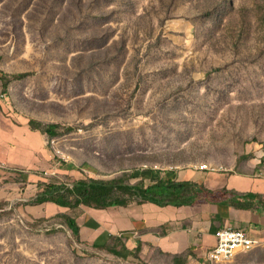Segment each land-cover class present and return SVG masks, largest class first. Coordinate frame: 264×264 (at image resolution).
I'll return each mask as SVG.
<instances>
[{
    "label": "rangeland",
    "instance_id": "374dc122",
    "mask_svg": "<svg viewBox=\"0 0 264 264\" xmlns=\"http://www.w3.org/2000/svg\"><path fill=\"white\" fill-rule=\"evenodd\" d=\"M0 71V109L58 125L43 170L0 167L24 192L0 198V264H175L77 240L39 182L264 171V0H0ZM251 248L211 264H264Z\"/></svg>",
    "mask_w": 264,
    "mask_h": 264
},
{
    "label": "crops",
    "instance_id": "0c3cea01",
    "mask_svg": "<svg viewBox=\"0 0 264 264\" xmlns=\"http://www.w3.org/2000/svg\"><path fill=\"white\" fill-rule=\"evenodd\" d=\"M46 133L32 129L0 109V165L8 171L17 170L21 176L34 175L43 170L50 158L46 147ZM0 168V171H1ZM191 181L209 189L226 188L235 192L264 194V171L260 173H211L191 167L141 171L130 182L152 179ZM37 187L33 191L36 192ZM6 193L0 188V198L23 200L24 192ZM52 213L66 212V207L45 203ZM78 224L79 237L90 243H104L109 236L123 238L130 250L140 243V252L147 247L163 255L184 254V264H210L206 256L215 244L214 231L233 228L248 232L255 246H264V208L240 209L222 203H197L183 206H159L151 202L130 203L94 209L84 205L67 212ZM174 262V261H173Z\"/></svg>",
    "mask_w": 264,
    "mask_h": 264
},
{
    "label": "trees",
    "instance_id": "16d2710c",
    "mask_svg": "<svg viewBox=\"0 0 264 264\" xmlns=\"http://www.w3.org/2000/svg\"><path fill=\"white\" fill-rule=\"evenodd\" d=\"M23 72L15 75L23 78L29 75ZM4 74L0 71V78ZM27 124L32 129L46 133L48 138L56 135L58 125L47 124L44 129L35 126V121L29 120ZM37 190L31 204L54 203L66 208H76L84 205L94 209H105L111 206H126L130 203L141 204L151 202L159 206L172 205L175 207L193 205L197 203H222L240 209H252L254 206L264 208V194L244 192L239 193L226 188L209 189L202 183L191 181H171L162 178L152 179L149 184L142 180L131 183L122 178L108 180L91 177L69 178V181H42L37 183ZM64 218L75 238L79 237V227L75 219L66 213H59ZM108 244L95 245L104 248L113 254H118L120 248L125 246L123 238L109 236ZM140 250V243L133 254ZM191 254L190 249L184 254L172 255L175 264H184L185 257Z\"/></svg>",
    "mask_w": 264,
    "mask_h": 264
},
{
    "label": "built area",
    "instance_id": "2783aa9c",
    "mask_svg": "<svg viewBox=\"0 0 264 264\" xmlns=\"http://www.w3.org/2000/svg\"><path fill=\"white\" fill-rule=\"evenodd\" d=\"M1 167V165H0ZM215 244L208 251L206 259L208 263H216L218 261H230L229 252L237 247L244 245L246 250H252L251 240L248 238V232L240 229L239 232H228V226L218 228L214 231Z\"/></svg>",
    "mask_w": 264,
    "mask_h": 264
},
{
    "label": "bare ground",
    "instance_id": "6f19581e",
    "mask_svg": "<svg viewBox=\"0 0 264 264\" xmlns=\"http://www.w3.org/2000/svg\"><path fill=\"white\" fill-rule=\"evenodd\" d=\"M240 230H235L233 228H228V232H239ZM249 238V236H248ZM254 244V241L251 240V246ZM243 249H245L244 245H237L236 248H234L233 250H231L229 252V259L231 260L232 258H234L238 253H240Z\"/></svg>",
    "mask_w": 264,
    "mask_h": 264
}]
</instances>
